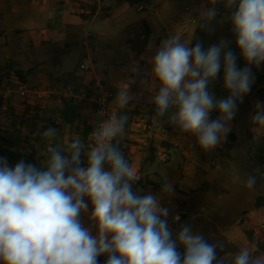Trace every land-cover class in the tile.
Listing matches in <instances>:
<instances>
[{"label":"clouds","instance_id":"obj_1","mask_svg":"<svg viewBox=\"0 0 264 264\" xmlns=\"http://www.w3.org/2000/svg\"><path fill=\"white\" fill-rule=\"evenodd\" d=\"M217 5L231 13L224 19L232 26L245 67H238L229 41L190 46L191 39L175 31L151 58L150 87L158 86L152 101L155 117L167 116L204 151L226 139L237 101L255 81L250 66L264 63V0H207L199 11L203 27L214 30ZM221 69L229 95L216 99L209 84ZM130 99L128 89L120 88L116 111L93 129L87 151L73 138L64 150L47 144L43 159L35 163L21 159L13 165L0 156V264H100L101 255L107 257L104 264H225L217 258L221 246L191 224L173 232L169 209L158 194L135 190L136 171L117 143L128 121L127 114L118 113ZM213 110L219 113L215 119L210 118ZM251 121L257 131H264V103L257 102ZM56 135L53 127L42 133L46 141ZM162 180L161 192L172 194L174 185L167 177ZM255 183V176L246 179L249 188ZM82 214H87L88 227ZM172 219L178 222L180 217ZM231 264H264V257H253L245 247Z\"/></svg>","mask_w":264,"mask_h":264},{"label":"crops","instance_id":"obj_2","mask_svg":"<svg viewBox=\"0 0 264 264\" xmlns=\"http://www.w3.org/2000/svg\"><path fill=\"white\" fill-rule=\"evenodd\" d=\"M160 1L166 5L155 9L147 18L137 21L131 16L127 5H123L126 2L116 0H0V126L3 128V125L9 123L4 111L7 110L8 103L12 102L10 100L17 104L14 101V90L4 86L8 76L13 81L16 69L31 72L26 82L29 80L37 83L39 88L47 89L52 77L68 81L72 79L73 84L84 82L85 74L80 71L79 66L87 61L113 93L112 107L116 109L115 98L120 88H127L131 96L128 106L119 112V115L127 114L128 121L124 134L117 138V143L125 159L136 171L135 190L140 194H158V199L169 209V213L172 211L171 207L178 206L184 207V213H190L193 209L199 211L200 208L205 213L208 195L214 189L225 191L222 181L228 177L238 149L242 158L252 161L254 149L264 143V136L253 133L254 124L251 121L255 105L260 101L251 93L248 94L249 101L243 98L250 106L248 112H245L246 119L242 120L245 110L240 105L243 100L237 101L240 111H237L236 117L231 121L226 139L211 151L202 150L194 136L181 134L168 122L167 116L155 117L156 108L152 101L158 86L150 87L151 58L162 40L174 31L183 34L185 39H191L190 46L194 45L198 38V24L203 22L199 16L200 7L207 4V0H193L192 7L185 8L186 13H178L168 3L169 0ZM139 7L143 10L139 11ZM137 9L143 12L146 7L139 4ZM103 12L107 15L105 19L100 16ZM98 18L102 23L94 28ZM214 23L215 21L212 22ZM203 28L207 38L210 29ZM87 33H91L93 38L90 46L83 42ZM7 37H13L14 40L10 44L9 41L7 43L1 40ZM144 54L148 56L145 58ZM4 67H7V71L2 72ZM96 72L93 79L86 76L85 80L89 82L91 79L89 83L95 84L98 78ZM222 75L221 69L219 81L216 79L209 84V90L216 99L229 95L220 84ZM253 75L257 76L255 73ZM58 106L60 109L61 105ZM88 112L79 110V118L73 127L66 128L70 132L69 140L79 138L83 141L82 131L77 126L91 124L88 119L92 115ZM218 115L213 110L210 118L215 119ZM82 118L86 121L80 124L78 120ZM99 121L97 119L92 123L96 125ZM90 139L92 135L85 141ZM212 155H222L230 161L217 168L216 162L211 160L213 169L210 170L205 160ZM163 156L167 158L164 162ZM245 163L241 172L256 174ZM164 177L174 185L172 194L161 192ZM258 200L264 204V196H256L257 217L264 215V206L257 203ZM81 218L88 227L90 222L87 214ZM172 218L168 217V221L173 232L188 222V217H180L178 222L182 223L176 226L175 223L173 225ZM241 224L245 230L246 223ZM254 236L258 235L250 232L249 237L257 250L259 246L256 245ZM218 245L221 247L217 254L223 253L222 242ZM181 249L183 248L178 247V250ZM260 252L253 254L264 257ZM106 259V255L98 258L100 264H104Z\"/></svg>","mask_w":264,"mask_h":264},{"label":"rangeland","instance_id":"obj_3","mask_svg":"<svg viewBox=\"0 0 264 264\" xmlns=\"http://www.w3.org/2000/svg\"><path fill=\"white\" fill-rule=\"evenodd\" d=\"M168 3H170V5L176 8V12L184 13L185 8L186 7L191 8L194 1L169 0ZM139 4H143L146 7L145 11L143 12L138 11L137 7L139 6ZM123 5L124 6L127 5L126 7H128L129 12L134 19H136L137 21H141L144 18H147L148 15L153 14L155 9L160 8L161 6L166 4H164L160 0H141L135 5H131L129 3L127 4L124 3ZM217 8L219 9L220 15L215 20V23L212 24V29L214 30H210V34H208L206 38L203 33L204 28H202L200 30L201 33L198 34V38L196 40V43L197 42L202 43L205 48L209 47L212 44L218 43L222 39L231 42V39L228 36V33L230 31V26H229L230 23L226 19H224L225 15H230L231 13L226 12V10L223 8V5H217ZM186 16H188V18L190 17L189 14H186ZM101 23H102L101 19L98 18L96 24L94 25V28H96V26L100 25ZM94 28H92V32ZM12 38L13 37L1 38V40L5 42L7 41V43L9 41L10 44L11 41L14 40ZM144 56L146 58L148 54H144ZM245 63L246 62L243 60V67H245ZM250 67L252 68V72L255 73L257 76H254L255 81L249 93L253 94L256 98H258L260 102H264V63H262L260 66H250ZM1 71L2 72L7 71V67L2 68ZM96 74H98V78L95 84H92V82L91 83L87 82L89 83L88 86H82L83 82L80 84L79 83L73 84L72 79L71 81H68L65 79L62 80L60 78L52 77L50 79L49 85L47 86V89L44 88V90H53V91L56 90L59 93H65L68 87H71L72 89L75 90H79L80 87L82 86L84 88L81 87V89L83 90L85 89L87 92L89 93L92 92L93 94L98 90V84H100L104 88V90H108L105 83H103L100 74L98 72H96ZM222 74H223V69H222ZM221 78H222L221 79L222 83L220 84L223 86V77ZM25 84H27L30 87L39 88L37 83L35 84V82L33 83L29 80ZM4 86L5 88L6 87L11 88L12 91L14 90L13 94L16 95V99L14 101H16L17 103V104L12 103L13 100L11 99L10 101L12 102H10V104L8 103L7 110L4 111L5 113L4 115L9 119L8 125H3L4 127L2 128L3 131L6 133V135L15 138L18 137L19 148L21 150H24L25 152H30L31 150L34 149L36 154L35 157L38 160L43 159V154L47 144H54L59 148H61V150H64L68 145V143L71 141L69 140L70 132L66 131V128L65 129L56 128L57 127L56 124L60 121L58 104L59 105L62 104L58 101L57 97L53 96L46 104L39 105L40 116H38V119L35 120L32 117L33 114L29 112L27 109H29L30 107L31 109L30 111H32L35 109L37 105L32 103L25 104L22 101L21 97L19 96V94L15 89L14 82L10 79V76L7 77ZM40 89L43 88L40 87ZM248 94L244 96V98L247 101H249L247 99ZM55 102H57L58 104H54ZM78 104L81 105L80 110L83 109L84 112L89 111L88 113L89 114L91 113L92 115L91 118H89L88 116H83L84 118L86 117L89 118L88 120L91 122L89 126H93L94 124L92 122L97 121V119L98 120L102 119V116H98L96 104L94 105L93 102L82 101L81 103ZM17 105L21 107L18 108ZM240 106L245 110L244 114L242 113L241 120L244 118L246 119L245 112H248L250 105H248L243 99ZM237 111L238 112L240 111L239 107ZM84 118L79 119L78 122L80 121V124L84 123L86 121ZM249 123H250V119H249ZM57 125L60 126L59 124ZM46 126L57 129V135L55 139L46 141L45 138L42 136L43 131L47 129ZM80 126L77 127L80 131H82L84 128V124ZM94 126L96 127V125ZM252 128H253V133L255 135L264 136V131H257L255 125H253ZM91 141L92 139H90L88 142L82 141V145L85 148V151H87L88 148L91 147ZM263 149H264V143L261 144L260 147L254 149L252 161H247L245 158H242L241 152L238 149L236 159L234 160L233 163H231V169L229 170L228 177H226L222 181L225 186V191L222 192L221 190L214 189L210 193V195H208L207 197L208 204L205 207L206 209L205 213L202 212L201 208L199 209V211L198 210L195 211V209H193L194 211L190 213L188 212L184 213V207L178 206V207H171L172 211L169 213L168 216V217H174L175 215H178L179 217H188L187 223L191 224L195 231L203 234L204 237L210 243H215L218 245L219 242H222V245L224 246V251L223 253L217 254V258L223 259L226 264H231V258L234 256V254L240 249L245 247H247L251 251L252 255L255 257L256 255L253 254V252L261 251L260 253L264 255L263 253L264 236L259 237V234H257L258 235L257 237L254 236V239L257 242L256 245L259 246L257 250H255L256 246L251 241L248 235V233L250 232L256 234L254 232V228L258 225H262V224L264 225V215L257 217L258 211L255 205L256 196L258 194L264 196V176H263L264 153H262ZM211 160H214L216 162L217 168L225 166V163L230 161L222 155H212L211 157H208L205 160V164L210 170L213 169V166H211L210 164ZM245 162H247L249 167H252L253 171L256 172V174L247 175L246 173L241 172L242 167L246 166ZM249 176L256 177V183L251 188L246 186V179ZM258 190L260 192H258ZM257 203H260L261 206H264L263 202L259 200L257 201ZM171 220L173 225L176 224V226H180V224L182 223V222H173V219ZM240 220L241 223L243 224L244 222L246 223L244 224L245 230L243 229ZM181 251L184 250L181 249ZM217 251H219V247L217 248Z\"/></svg>","mask_w":264,"mask_h":264},{"label":"built area","instance_id":"obj_4","mask_svg":"<svg viewBox=\"0 0 264 264\" xmlns=\"http://www.w3.org/2000/svg\"><path fill=\"white\" fill-rule=\"evenodd\" d=\"M142 10L143 8L139 7V11H142ZM100 16L103 19L107 18V15L105 12L101 13ZM92 39L93 38H92L91 33H87L83 42L85 43L86 46H90L92 43ZM79 69L83 74H85V76L83 77L84 82L82 86H88L89 83H87L85 79H86V76L88 78L90 77L93 78L95 76L94 67L91 64H89L87 61H84L80 64ZM90 80L88 81L90 82ZM13 82L15 84V89L17 93L19 94V96L21 97L22 101L25 104L32 103V104L44 105L54 96V97H57L60 103H62L65 99H68V100L72 99L76 103H81L82 101L93 102L94 105L96 104L97 112L102 113V119L111 116L116 111V109L112 107V104H111V101L113 99V93L109 90H104V88L100 84H98V90L92 94V92L89 93L85 89L84 90L81 89L82 86L80 87L79 90H75V89H72L71 87H68L65 93H59L56 90L54 91L44 90V89H40L37 87H30L24 82L20 81L19 78L16 76L13 78ZM166 159L167 158L163 156L162 161L164 162L166 161ZM84 215L85 214H82V217ZM83 223L85 225L84 221ZM254 232L256 234H259L260 236H264V225L262 224V225L256 226L254 228Z\"/></svg>","mask_w":264,"mask_h":264},{"label":"trees","instance_id":"obj_5","mask_svg":"<svg viewBox=\"0 0 264 264\" xmlns=\"http://www.w3.org/2000/svg\"><path fill=\"white\" fill-rule=\"evenodd\" d=\"M119 2H126L129 3L131 5H135L137 4L140 0H116ZM202 23L198 24V29L197 32L198 34L201 33L200 30L203 28ZM230 26V31L228 33V36L231 39L230 42V47L232 48V50L234 51V53L237 56V64L238 67L243 68V58L240 56V54L238 53V49L236 48L235 45V36L232 32V27L231 24ZM31 72L29 71H24L21 69H16L15 70V75L16 77L19 78L20 81L26 83L27 80V76H29ZM2 80V78H1ZM0 80V82H1ZM37 108L35 107L34 110L30 111V107L29 109H27L29 112H31L33 115L32 117L37 120L40 113L39 110V104H36ZM80 104L76 103L74 100L70 99H65L62 104L61 107L59 109V122L57 124H59L60 126H58L56 123V128L57 129H65L67 127H73V125L75 124V121L79 118V110H80ZM29 113V114H31ZM28 114V115H29ZM32 118V119H33ZM99 121V120H98ZM98 124V123H97ZM96 124V126H97ZM54 125V123H53ZM46 128H49L46 126ZM95 128V126H84L81 134L83 137V142H85V140L91 135L93 129ZM0 156L6 157L8 159V161L10 162V164H15L17 161L23 159L26 162H30V163H35L38 161V159L35 157V150H31L30 152H25L24 150H21L19 148V138L18 137H10L7 136L6 133L3 131L2 127L0 126ZM85 158V157H82ZM248 235H250V233H248ZM251 238V237H250ZM252 239V238H251ZM181 252V254L183 255V251L179 250Z\"/></svg>","mask_w":264,"mask_h":264}]
</instances>
